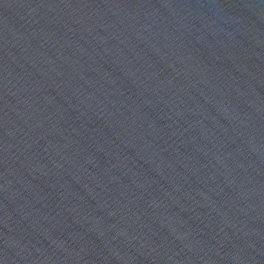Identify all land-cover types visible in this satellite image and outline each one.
I'll return each instance as SVG.
<instances>
[{
    "label": "water",
    "instance_id": "water-1",
    "mask_svg": "<svg viewBox=\"0 0 264 264\" xmlns=\"http://www.w3.org/2000/svg\"><path fill=\"white\" fill-rule=\"evenodd\" d=\"M0 264H264V0H0Z\"/></svg>",
    "mask_w": 264,
    "mask_h": 264
}]
</instances>
